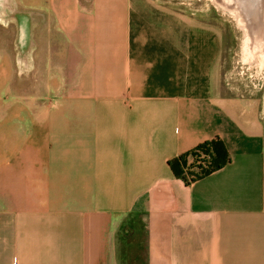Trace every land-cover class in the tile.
Returning a JSON list of instances; mask_svg holds the SVG:
<instances>
[{"label": "crops", "instance_id": "1", "mask_svg": "<svg viewBox=\"0 0 264 264\" xmlns=\"http://www.w3.org/2000/svg\"><path fill=\"white\" fill-rule=\"evenodd\" d=\"M222 42L155 0H0V264H129L136 233L138 264H264V117ZM214 138L225 166L173 176Z\"/></svg>", "mask_w": 264, "mask_h": 264}, {"label": "rangeland", "instance_id": "2", "mask_svg": "<svg viewBox=\"0 0 264 264\" xmlns=\"http://www.w3.org/2000/svg\"><path fill=\"white\" fill-rule=\"evenodd\" d=\"M155 1L164 3L166 6L182 12L184 15L211 20L219 27L223 35V81H225L224 83L227 84V87L231 89L230 91L233 94L236 93L242 97L255 99L264 117V73H260L255 67H249V64H247L253 57L250 52L255 50L250 44L253 39L247 34L246 38L248 41L243 39L242 34L238 32L233 21L221 15V13L206 0ZM262 35L263 34H261V37ZM263 41L264 38L260 41L262 44L256 49L263 48L264 52ZM207 160V157L205 158L204 155L196 153L195 156H188L186 167L197 165L205 167L207 163L204 161ZM192 172H197V169H193ZM132 236L135 238L129 237V240H127L133 241L135 239L136 244H133V247L126 245V249L121 251L118 250V255H122V258L125 257L124 261H126V263L131 264L135 262L138 264L144 258L145 251L143 250L142 241L144 237L142 233H136Z\"/></svg>", "mask_w": 264, "mask_h": 264}, {"label": "trees", "instance_id": "3", "mask_svg": "<svg viewBox=\"0 0 264 264\" xmlns=\"http://www.w3.org/2000/svg\"><path fill=\"white\" fill-rule=\"evenodd\" d=\"M196 153L204 155L205 158L207 157L208 160L204 161L207 165L205 167L200 165L186 167L188 156H195ZM228 162L229 156L223 143L218 138H214L198 145L192 151L172 159L168 162V166L175 178L181 179L185 185H188L221 169ZM193 169H197V172H192Z\"/></svg>", "mask_w": 264, "mask_h": 264}, {"label": "water", "instance_id": "4", "mask_svg": "<svg viewBox=\"0 0 264 264\" xmlns=\"http://www.w3.org/2000/svg\"><path fill=\"white\" fill-rule=\"evenodd\" d=\"M220 8L235 14L246 34L258 38L264 29V0H213Z\"/></svg>", "mask_w": 264, "mask_h": 264}, {"label": "bare ground", "instance_id": "5", "mask_svg": "<svg viewBox=\"0 0 264 264\" xmlns=\"http://www.w3.org/2000/svg\"><path fill=\"white\" fill-rule=\"evenodd\" d=\"M210 5H212L213 7L216 8V10H218L221 15L226 16V18H229L230 20L233 21V23L235 24L238 32H241L242 34L246 33L245 31V27L242 25V22L238 19V17L231 13L228 12L222 8H220L219 6H217L213 0H206ZM251 49V47H250ZM250 54L253 56L250 60H249V67H255L257 69V71H259L260 73H264V66L261 65L260 61H259V56L256 54V51H251Z\"/></svg>", "mask_w": 264, "mask_h": 264}, {"label": "flooded vegetation", "instance_id": "6", "mask_svg": "<svg viewBox=\"0 0 264 264\" xmlns=\"http://www.w3.org/2000/svg\"><path fill=\"white\" fill-rule=\"evenodd\" d=\"M240 33H241V32H240ZM241 34H242V33H241ZM262 34H263L262 37H261V35H260L258 38H256V39L254 38L250 44H251V46L255 49L256 54L259 56V61H260L261 65L264 66V52H263V48H258V49H256L257 47H259V46L262 44V42L260 43V41H261V39L264 38V29H263ZM242 37H243V39H246V41H248L247 38H246V33L242 34ZM257 39H258V40H257ZM258 41H259V42H258ZM253 42H254V43H253ZM263 42H264V41H263Z\"/></svg>", "mask_w": 264, "mask_h": 264}]
</instances>
